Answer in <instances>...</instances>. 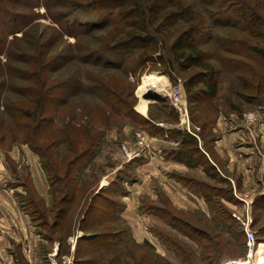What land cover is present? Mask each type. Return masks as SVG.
I'll return each mask as SVG.
<instances>
[{
    "label": "rangeland",
    "instance_id": "1",
    "mask_svg": "<svg viewBox=\"0 0 264 264\" xmlns=\"http://www.w3.org/2000/svg\"><path fill=\"white\" fill-rule=\"evenodd\" d=\"M81 1L89 3V0ZM259 1L247 0L246 3L252 9L255 2ZM14 8L28 18V22L23 29L7 36L8 40L14 37L18 39L13 43L10 55L0 52V264H67L63 263V257L70 260L69 264H75L74 250L78 239L107 228L115 230L114 233L121 232L125 247L114 248L116 253L104 248L82 247L79 258H95L100 264H107L112 256L118 254L119 264H134L141 253L146 251L159 255L170 264H183V259H187L183 254L185 252L190 254L193 264H224L230 260L257 264L256 251L262 248L264 253V201L253 205L256 196L264 194V64L259 60L249 62L251 72L243 74L226 69L218 63L221 71L217 96L211 99L210 104L192 109L191 118L194 121H191L188 112L190 125L199 128L195 132L200 148L210 163L217 167L220 176L228 181L229 187L218 178L208 177L201 166H194L189 171L178 170L158 159H149L150 154L138 157L140 161L129 164L132 160L126 161L122 156L119 143L126 141L129 146L134 147L136 135L147 132L140 123L115 120L119 122L116 123L117 127L107 130L101 138L97 155L75 171L76 178L67 183L68 196L72 195V199L67 204L66 218L62 220L65 228L58 229L50 224L52 214L61 206L57 199L66 189L64 185L55 183L51 185L52 190L58 188L61 193L52 196L39 157L24 143V133L17 126L28 120L18 119L17 123L5 109L11 105L28 106V99L21 95L23 90L31 86V81H27L26 76L35 74L43 78L46 58L55 52L61 55L75 39L59 33L57 23L51 21L42 4H33L30 8L19 4ZM217 28L215 34L220 36H243L237 29ZM108 30L97 32V36L107 37ZM250 40L252 45L258 42L256 45L264 46V38L254 37ZM83 44L96 46L97 40L88 38ZM205 48L208 49V45ZM211 48L213 46L209 45V50ZM224 56L233 60L234 57L240 58L236 55L231 57L230 54ZM78 68L81 72L89 69L87 66L78 67L68 63L53 73V76L61 78ZM92 70L91 74L95 77H109V82L114 83L115 90L122 99H134L133 107L136 112H139L138 100L145 77L151 74L164 76L163 86L160 85V88L164 87V91L168 83H172L168 76L149 66L137 78L131 74L124 75L118 70ZM195 70L197 69L194 68L193 72ZM192 73H180L177 78L183 84V78L187 79ZM182 90L184 91L183 86ZM160 95L163 96L162 93ZM246 95L249 96L247 100L243 98ZM84 100L90 99L84 97ZM153 102L155 101L149 100L148 104ZM145 113L146 110L141 114ZM58 124L56 122L52 129ZM43 139L44 137H40L39 142L46 144ZM55 150L53 158L61 164L65 155L63 144L59 143L51 152ZM148 161L151 164L147 167L144 164ZM59 172L62 174L63 168ZM174 174H183L197 183L214 187L216 192L213 193L211 204H207L204 196L188 188ZM39 178L44 185H40ZM229 188L230 192L227 191ZM209 192L211 193L210 190ZM95 195L100 196L93 198ZM102 196L118 206L110 209L104 219H98L99 216L85 218L84 211L88 204L101 202L104 205L99 200ZM243 199L250 203L247 205ZM213 204L227 208L231 217L233 214L240 216L242 222L233 218L242 229V224L248 220L249 227L255 232V246L249 258L245 239L243 244V240H237L233 234L230 236V232L213 220L214 214L210 211ZM150 206H155L159 215L152 213V209L148 208ZM213 207L219 208L216 205ZM161 209L167 210L185 224H193L212 233L213 242L220 241V247L218 243L216 247L222 249L221 257L218 258L215 251L210 257L203 258V248L192 239L189 228L180 229L166 222L165 218L160 217ZM80 225L83 230L79 228ZM154 229L177 244L181 243L185 249L176 251L175 246L157 237ZM45 234L52 237V240L48 241ZM144 242L148 243L144 245Z\"/></svg>",
    "mask_w": 264,
    "mask_h": 264
},
{
    "label": "trees",
    "instance_id": "2",
    "mask_svg": "<svg viewBox=\"0 0 264 264\" xmlns=\"http://www.w3.org/2000/svg\"><path fill=\"white\" fill-rule=\"evenodd\" d=\"M246 1L89 0V3H85L81 0H0V52L7 56L12 52L15 40H18L15 37L8 40L7 36L20 31L28 22V18L14 8L19 4L25 8L37 3L42 4L51 21L57 23L59 33L75 39L73 44L68 45L69 49L67 48L61 55L55 52L47 57L43 54L47 57L43 78L35 74L26 76L27 81H31V86L23 90L21 95L28 99L29 105L25 107L11 105L5 109L17 123L18 119L28 120L26 123L16 124L24 133V143L37 153L49 187L57 183L64 185L66 189L57 199L61 206L52 214L51 226L65 228L62 220L66 218L67 204L72 199V195L68 196L67 183L76 178L75 171L97 155L101 138L107 130L117 127L116 123L119 122L115 120L140 123L144 125L143 129L149 135L166 133L169 138L178 139L177 146L162 151L164 158L182 162L188 167L201 166L208 177L218 178L230 186L217 172V167L210 163L195 136L177 127L164 130L159 125L162 121L170 124L177 122V113L168 101L162 99L148 104L145 117L141 112L134 110V99L124 100L117 94L114 83L109 82L111 81L109 77H95L91 73L92 68L100 71L118 70L124 75L131 74L137 78L144 68L149 66L168 76L174 83L180 73H192L196 68L197 70L187 79L183 78L182 84L187 110L191 121H194L191 118V111L210 104L211 99L218 94L217 83L221 71L218 63L224 65L226 69L243 74L251 72L249 62L259 60L264 64V46L256 45L258 42L252 45L250 40L254 37L264 38V0L255 2L252 9ZM217 27L237 29L243 36L217 35L218 33L215 34L218 31ZM107 28L109 29L107 37L97 36V32ZM88 38L96 39V46L83 44ZM206 45L208 49L205 48ZM209 45L213 46L210 50ZM224 54L240 58L226 59ZM68 63L78 67L87 66L89 69L86 72H81L79 68L74 69L64 77L55 78L53 73ZM84 97L90 100H84ZM247 97L249 96L243 98L247 100ZM231 106L237 110L233 104ZM56 122H59L58 126L52 129ZM40 137H44L43 142L46 144L39 142ZM59 143L63 144L65 150L61 164L53 158V153L57 150L51 152ZM138 161L140 159H133L129 164ZM60 168H63L62 174L59 172ZM174 175L188 188L204 196L207 204H211L213 193L216 192L214 187L197 183L183 174ZM50 190L53 197L54 194L61 193L58 188ZM227 191L230 192V188ZM98 196L100 195L93 198ZM99 200L103 201L104 205L101 202L88 204L84 211L85 218L99 216L98 219H104L110 209L118 206L104 196ZM261 200L264 201V194L256 196L253 205H259ZM215 205L219 208H214ZM148 208H151L155 215H159V210L155 209V206ZM160 211V217L165 218L169 224L180 229L189 228L192 239L203 248V258L210 257L209 255L215 251L218 258L221 257L222 249L216 247L217 243L220 247V241L214 243L212 233L193 224H185L165 209ZM210 211L214 214L213 220L217 221V224L230 232L228 233L230 236L233 234L237 240H243L244 244V231L230 216L227 208L213 204ZM79 228L83 230V226L80 225ZM113 231L115 230L107 228L80 237L74 250L75 264H100L95 258L84 260L79 258L82 247L104 248L115 253L114 248L125 247L121 232ZM153 231L162 241L165 243L168 241L175 246L176 251L185 249L181 243L177 244L167 235L155 229ZM46 238L48 241L52 240L50 236L46 235ZM146 243L148 242H144V245ZM183 254L187 256V259H183V264H193L190 254L185 252ZM117 255L112 256L107 264H119ZM138 258L134 264H158L159 261L160 264H170L159 255L146 251Z\"/></svg>",
    "mask_w": 264,
    "mask_h": 264
},
{
    "label": "built area",
    "instance_id": "3",
    "mask_svg": "<svg viewBox=\"0 0 264 264\" xmlns=\"http://www.w3.org/2000/svg\"><path fill=\"white\" fill-rule=\"evenodd\" d=\"M163 98L168 101L169 105L172 106L179 118V124L180 126L185 129L187 132L191 133L193 136L198 138L196 135L198 131V127H194L190 125L189 122V115L187 110V102L185 99L184 91L182 90V80L180 78L176 79V82L174 83H168L166 90L162 93ZM164 138L166 141H170L171 145L176 146L178 144V141H171L169 140V137L167 134H164ZM122 156L126 159V161H130L133 159H136L141 156H145L151 153V142H150V136L144 132L138 133L136 135L135 139V145L134 147H131L127 144L126 141L120 142L118 145ZM245 203L248 205L250 201H246L243 199ZM233 217L236 218L239 221H243L240 216L233 214ZM244 234H245V244L248 249L247 257L249 258L254 246V238H255V232L249 227L248 220L245 224H242ZM56 250V248H55ZM63 263H70V260L67 258H62ZM240 261H227L224 264H240ZM55 264V263H52Z\"/></svg>",
    "mask_w": 264,
    "mask_h": 264
},
{
    "label": "crops",
    "instance_id": "4",
    "mask_svg": "<svg viewBox=\"0 0 264 264\" xmlns=\"http://www.w3.org/2000/svg\"><path fill=\"white\" fill-rule=\"evenodd\" d=\"M185 95V94H184ZM186 99V98H185ZM147 107H148V104H147ZM146 112H147V109H146ZM139 113V112H138ZM142 115H147V113L145 114H142ZM178 118V116H177ZM159 125L164 129L166 130L167 128H170V127H177L179 128L180 130H183V131H186L185 129H183L180 124H179V118L177 119V122L174 123V124H170V123H167V122H159ZM187 132V131H186ZM189 133V132H188ZM147 134V133H146ZM166 134V133H164ZM164 134L163 135H159V134H155V135H149L150 136V142H151V153L148 158L151 159V158H154V159H158L161 163H166V164H169L171 166H174L173 168L174 169H184L185 171H189L191 170L193 167H188L187 165H185L184 163L182 162H179V161H176V160H172V159H167V158H164L163 155H162V151L165 149V148H170V147H175L173 145H171L170 141H166V139L164 138ZM191 134V133H190ZM192 135V134H191ZM196 138V137H195ZM197 139V138H196ZM169 140L171 141H178V144H179V140L178 139H172V138H169ZM218 145V144H216ZM177 146V145H176ZM204 152V151H203ZM154 155V156H153ZM151 157V158H150ZM157 160V161H158ZM158 161V162H159ZM149 164L150 161L146 162V165L147 167L150 166ZM193 170V169H192ZM172 172V171H171ZM40 181V185H44V182L41 178H39Z\"/></svg>",
    "mask_w": 264,
    "mask_h": 264
},
{
    "label": "bare ground",
    "instance_id": "5",
    "mask_svg": "<svg viewBox=\"0 0 264 264\" xmlns=\"http://www.w3.org/2000/svg\"><path fill=\"white\" fill-rule=\"evenodd\" d=\"M164 76L160 74H151L145 77L144 84L140 90V98L138 100V108L137 110L141 113H144V111L147 109V104L149 102V95L152 94H158L163 93V88H160V85L163 86L162 80ZM166 80V79H165ZM159 92V93H158ZM251 255V254H250ZM256 261L257 264H261L264 262V253L263 249L259 248L256 251ZM242 261V260H241ZM240 264H247L245 261H242Z\"/></svg>",
    "mask_w": 264,
    "mask_h": 264
},
{
    "label": "water",
    "instance_id": "6",
    "mask_svg": "<svg viewBox=\"0 0 264 264\" xmlns=\"http://www.w3.org/2000/svg\"><path fill=\"white\" fill-rule=\"evenodd\" d=\"M162 99H164L163 96L158 95V94H154V95L150 94L149 95V100H152V101L162 100Z\"/></svg>",
    "mask_w": 264,
    "mask_h": 264
}]
</instances>
